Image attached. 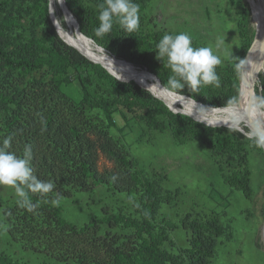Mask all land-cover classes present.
<instances>
[{"label":"trees","instance_id":"obj_1","mask_svg":"<svg viewBox=\"0 0 264 264\" xmlns=\"http://www.w3.org/2000/svg\"><path fill=\"white\" fill-rule=\"evenodd\" d=\"M148 1L134 0L139 9H144ZM231 2L239 15L240 53L217 66L219 86L175 90L200 102L184 96L190 108L231 104L234 106L223 109H243L236 102L237 76L256 27L247 0ZM66 3L81 31L96 44L139 69L147 68L167 87L171 69L166 57L163 62L157 59L156 46L165 34L175 35L182 30L159 27L157 22L145 27L146 19L140 17L136 31L127 32L114 23L110 33L97 37L95 29L99 27L104 0ZM56 14L69 28L57 2ZM60 33L63 37L51 21L49 0H0V143L12 137L9 150L19 157H23L26 145L32 146L34 174L56 186L49 201L54 196L61 200L74 193L95 192L103 186L108 193L135 199L137 215L133 210L126 211L125 206L113 213L105 207L103 216H94L79 226L64 217L62 205L53 206L43 202L39 194L30 193L32 201L39 204L34 211L19 207L17 201L6 206L12 233L25 229L22 235L27 237L28 233L44 231L47 252L52 251L53 257L65 264H210L227 232L223 216L212 209L186 210L177 213L178 220L171 218L164 207L173 206L180 191L163 185L166 174L141 165L127 136L138 126L139 140L144 142L153 141V133H162L181 144L200 143L220 171V184L240 190L253 200L252 152L256 147L261 151L256 139L237 128L213 126L219 124L214 120L198 118L211 124L208 125L172 110L155 91L150 89L162 99L135 79L121 80L101 63L91 61L71 45L75 43L67 31L61 28ZM189 35L193 47H209L204 40ZM255 90L264 100L263 73ZM101 155L112 161V168L101 169ZM256 162L259 168L258 155ZM220 184H212L210 194L215 195L217 204L225 205L226 215L231 193L219 190L216 194ZM179 228L186 232V246L179 245L173 236ZM0 264L23 263L0 251Z\"/></svg>","mask_w":264,"mask_h":264},{"label":"rangeland","instance_id":"obj_2","mask_svg":"<svg viewBox=\"0 0 264 264\" xmlns=\"http://www.w3.org/2000/svg\"><path fill=\"white\" fill-rule=\"evenodd\" d=\"M247 1L252 10L253 0ZM139 15L142 19H146L145 27L157 22L159 27L174 28L199 37L212 48L222 62L229 61L240 53L239 15L231 0H149L144 9H139ZM252 16L255 24L253 11ZM65 18L69 28H65L62 24L61 28L69 33L70 22L66 15ZM94 59L99 61L97 58ZM119 61L136 77H142L144 69L132 67V64L123 60ZM262 63L257 70L255 93L256 82L259 76L264 74V59ZM140 84L152 89L163 99L168 96L173 100L166 92L157 91L152 79L145 78ZM257 98L260 106L264 107V100L258 96ZM177 105L182 107L180 102ZM190 109L196 112L195 114L198 113L197 115L213 110L203 107ZM207 119L219 124L239 123L236 125L237 128L243 130L250 138H255L256 127L246 121L221 116H212ZM233 119L234 121L229 123V120ZM139 134L140 129L137 126L128 134L127 142L134 155L140 159L141 165L149 171L155 168L166 174L163 185L172 191L177 189L180 191L176 203L173 206L164 207L171 218L178 220L180 217L177 213L182 214L186 210L210 212L213 209L223 216L227 232L221 237L216 256L210 264H264V147H260L261 151L256 147L252 152L254 157L252 156L251 169L255 189V200H253L247 198L240 190L220 184L222 182L220 171L200 143L189 141L181 144L175 142L171 135L162 133H153V141L144 142L139 140ZM257 155L259 168L256 162ZM99 165L104 170L112 168L113 163L101 155ZM214 183L220 184L222 188V190L215 189L216 194L220 191L231 193V203L227 207L226 215L223 213L225 205L217 204L215 195L210 194V187ZM17 200L18 197L13 188L0 186V251H6L23 264H40L42 261L65 264L55 259L52 251V253L47 252L48 238L44 231L42 234L41 232L34 235L28 233L27 237L22 235L25 229L12 233L9 215L5 210L8 204ZM134 202L135 199L128 195H114L108 193L103 186H99L95 192H79L74 193L71 198H62L59 205L63 206V215L67 220L81 226L94 216H103L105 207L113 213L118 212L119 207L125 206L126 211L133 210V213L137 215ZM14 227L17 228L18 224ZM173 236L179 245L186 246V232L183 228L173 231ZM110 240L108 238V241ZM102 253L103 251L100 252ZM92 259L93 257L90 258V262ZM71 264L80 263L71 262Z\"/></svg>","mask_w":264,"mask_h":264},{"label":"clouds","instance_id":"obj_3","mask_svg":"<svg viewBox=\"0 0 264 264\" xmlns=\"http://www.w3.org/2000/svg\"><path fill=\"white\" fill-rule=\"evenodd\" d=\"M62 4L63 0H56ZM54 11L52 0H49V14ZM99 27L95 29L97 37H103L111 32L114 23H118L127 32L136 31L139 28V5L134 0H104L100 5ZM61 20H56L58 33L61 29ZM157 59L164 61L171 69V75L167 81L170 91L181 90L186 86L197 91L203 85L219 86L220 78L216 68L221 64V59L214 54L210 47H193L192 37L185 32L178 34H165L156 46ZM159 83V82H157ZM256 145L264 147V131L257 126L254 132ZM12 137L3 139L0 143V186H9L14 189L18 197L19 207L29 212L39 207L30 197L31 194H39L45 203L59 206L60 198L54 196L50 201L49 194L54 193L55 184L52 181H43L34 174L31 166L32 146L26 145L23 157L9 150Z\"/></svg>","mask_w":264,"mask_h":264},{"label":"bare ground","instance_id":"obj_4","mask_svg":"<svg viewBox=\"0 0 264 264\" xmlns=\"http://www.w3.org/2000/svg\"><path fill=\"white\" fill-rule=\"evenodd\" d=\"M54 2L56 3V0H53V3ZM252 11L255 16V21H256L255 27L257 28V34H258L259 41H258L257 47L254 48L249 54L245 62L243 72L241 74V78H240L239 95H240L241 100L238 102V104H242L243 109L237 110V109H223V107L219 109L203 107L204 109H213V110L205 114H202V115H197L198 113L195 114L196 112L194 113L188 107L187 101L185 100L186 97L184 98V96H180L179 94H176L166 89L164 86L160 84V82L157 79H155L153 76L147 73L146 70L143 71L142 77H136L132 71H129L123 67V64L119 61L120 58L118 59L116 56L112 55L111 53H105L104 50L96 49L95 48L96 44H94L90 39H87L86 37H84L78 31L75 18L68 12H67V18L70 22L69 34L72 37L73 41L77 44L76 47H78L83 53H85L87 56H89L93 60H96L94 58L99 59L100 62L105 64L113 73H115L117 76L121 78H132V79L137 80L139 83H141L145 78L154 80V83L156 86L155 89L157 91L162 92V93L166 92L171 95L173 100H171L168 96H166V99L164 98V100L169 105H171V107H173L174 109L182 110L183 112H186L192 115L196 119L208 118L212 116L231 117V118L233 117L236 120L238 119L242 121H247L251 123L252 125H254L256 128L257 126H259L261 130L264 131V107L260 106L258 102V98L254 91V84L257 79V70H258L259 65L263 62V59H264L263 0H253ZM131 66L138 68L137 66H134V65H131ZM241 90H242V94H241ZM174 102H176V104H174ZM178 102L182 103V107H179L177 105ZM232 106L234 105H230L225 108H230ZM198 120L208 125H211L209 124V122H206L205 120H202V119H198ZM232 121H234V119L229 120V123Z\"/></svg>","mask_w":264,"mask_h":264},{"label":"water","instance_id":"obj_5","mask_svg":"<svg viewBox=\"0 0 264 264\" xmlns=\"http://www.w3.org/2000/svg\"><path fill=\"white\" fill-rule=\"evenodd\" d=\"M248 2V1H247ZM60 4V3H59ZM60 6H61V8H62V10H63V12H64V14L66 15V17H67V12L68 13H70L74 18H75V20H76V23H77V27H78V31L84 36V37H86L87 39H90L94 44H96L95 42H94V40L91 38V37H89V36H87L86 34H84L82 31H81V29H80V25H79V21L77 20V18L75 17V15L73 14V12L69 9V7H68V5H67V3H66V0H63V3L62 4H60ZM52 7H53V9H54V11L50 14V16H51V21H52V23L54 24V26L57 28V25L54 23V21H56V20H59L58 19V17H57V14H56V3L54 2L53 3V0H52ZM263 13H264V0H263ZM62 27V26H61ZM57 30H58V28H57ZM59 34L62 36V34L60 33V31H59ZM63 37V36H62ZM65 39V38H64ZM66 40V39H65ZM69 44H71L68 40H66ZM258 41H259V39H258V34H257V28H256V31H255V35H254V38H253V40H252V43H251V45H250V47H249V49H248V51H247V53H246V55L244 56V58H243V61H242V64H241V67H240V70H239V72H238V76H237V95H238V100L236 101L237 103L239 102V100H240V95H239V79H240V76H241V74H242V72H243V69H244V66H245V62H246V60H247V58H248V56H249V54L251 53V51L254 49V48H256L257 47V44H258ZM72 46H74V44H71ZM96 47V49H100V50H104L105 51V53H110L109 51H107V50H105L102 46H100L99 44H96L95 45ZM75 48H77L81 53H83L78 47H76V46H74ZM86 57H88L91 61H93V62H96V63H101L100 61H96V60H93V59H91L89 56H87L85 53H83ZM119 59V58H118ZM119 60H123V61H125V62H127V63H130V64H132V65H134V66H136L134 63H132V62H130V61H128V60H126V59H119ZM104 67H106L112 74H114L115 76H117L115 73H113L105 64H103V63H101ZM262 68H263V66H262ZM264 69V68H263ZM144 70H146L147 71V73H149L151 76H153L155 79H157L159 82H160V84L162 85V86H164L166 89H168L163 83H162V81H161V79H160V77L158 76V75H156L155 73H153V72H151L150 70H148L147 68H145ZM119 79H121V80H126V81H129V80H133L132 78H121V77H119V76H117ZM136 82H138L137 80H135ZM139 83V82H138ZM140 84V83H139ZM140 85H142V84H140ZM143 86V85H142ZM145 87V86H144ZM145 88H147V87H145ZM148 89V88H147ZM169 90V89H168ZM151 91V90H150ZM170 91V90H169ZM152 92V91H151ZM171 92H174V93H176V94H179V95H182V96H185V97H190V98H193L194 99V101L195 102H197V103H200L198 100H196L194 97H192V96H189V95H185V94H182V93H179V92H176V91H171ZM153 93V92H152ZM154 94V93H153ZM155 95V94H154ZM155 96H157V95H155ZM157 97H159V96H157ZM159 98H161V97H159ZM162 99V98H161ZM164 100V99H163ZM165 101V100H164ZM166 102V101H165ZM235 102V103H236ZM167 103V102H166ZM203 104V103H202ZM167 105L169 106V107H171V105H169L168 103H167ZM204 105V104H203ZM231 105V104H230ZM230 105H227V106H224L223 108H225V107H228V106H230ZM212 108H219V107H212ZM220 108H222V107H220ZM171 109L172 110H174V111H176V112H181V113H185V114H188V113H186V112H183L182 110H176V109H174L173 107H171ZM188 115H190V114H188ZM191 117H193L192 115H190ZM194 119H196L195 117H193ZM196 120H198V119H196ZM198 121H200V120H198ZM202 122V121H201ZM221 125H224V126H228V127H232V128H237L236 126H234V125H228V124H215V125H213V126H221ZM238 130H240V131H242V132H244L243 130H241V129H239V128H237ZM245 133V132H244Z\"/></svg>","mask_w":264,"mask_h":264}]
</instances>
